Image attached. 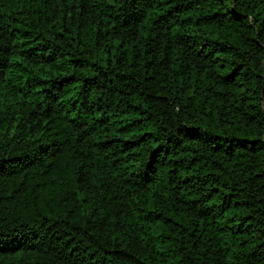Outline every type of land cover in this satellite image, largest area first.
Returning <instances> with one entry per match:
<instances>
[{
  "label": "trees",
  "instance_id": "trees-1",
  "mask_svg": "<svg viewBox=\"0 0 264 264\" xmlns=\"http://www.w3.org/2000/svg\"><path fill=\"white\" fill-rule=\"evenodd\" d=\"M0 264H264V0H0Z\"/></svg>",
  "mask_w": 264,
  "mask_h": 264
}]
</instances>
